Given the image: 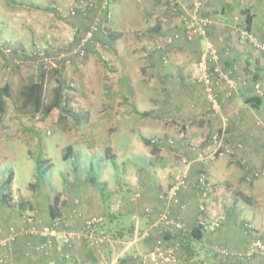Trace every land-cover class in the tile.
Wrapping results in <instances>:
<instances>
[{
	"label": "crops",
	"instance_id": "0c3cea01",
	"mask_svg": "<svg viewBox=\"0 0 264 264\" xmlns=\"http://www.w3.org/2000/svg\"><path fill=\"white\" fill-rule=\"evenodd\" d=\"M94 1L95 6L89 11H77L78 16L70 20L69 32L84 33L93 18L106 15L99 6L101 0ZM203 1V14L213 20L209 39L218 56L210 62V72L219 82L221 111L212 110L201 81L204 71L200 61L205 39L189 40L181 23V14L188 10V2L184 0L175 10L173 2L170 7L164 0H144V45L140 43L141 50L144 49L139 55L124 48L133 39L129 38L133 36L129 23L137 24L139 19L126 18L127 26L121 29L109 19L107 34L96 31L87 46L92 57L97 56L92 47L95 44L117 46L116 54L108 52L104 57L117 64L116 72L124 83L133 73H141L144 66V94L158 95L156 102L144 105L141 123L144 139L133 132L134 121L126 113L130 106L116 101L111 107L114 130L110 133L115 137L109 140L113 151L109 157L104 153L114 182L103 177L108 165L100 164L97 172L84 155L87 158L98 156L87 153L89 149L82 147L76 150L77 158L82 161L76 177L66 178L69 174L64 172L67 181L63 186L51 178V183L29 193L28 198L36 217L31 227L36 230L53 226L58 230L82 231L85 219L92 214L105 215L107 223L96 225L91 236L82 234L73 244L66 245L63 253L69 255L67 258L55 245L47 252L40 251L36 247L46 237L29 231L30 225L20 212L24 208L11 214L3 209L2 181L0 234L8 235L11 225H4L14 214L16 228L25 232L19 231L17 238L5 247V263L0 261V264H49L50 260L56 264H155L143 255L164 236L156 222L165 210L186 225L185 231H176L165 241L185 264H264V253L238 260L218 251L227 248L233 254L243 252L253 240L264 238V96L260 97L254 90L256 82L264 88V54L243 39L236 29L237 23L243 25L251 16L252 29L264 38V0ZM20 2L32 6L36 0H0V14H7L9 9L11 12V6ZM53 3L47 0L44 8L51 10ZM172 14H178L177 21L172 22ZM170 37L173 42H168ZM102 66L98 67L100 73L106 70ZM214 67H218L217 72ZM219 74L236 80L231 94ZM122 89L124 93L129 90L127 86L120 87L119 91ZM161 94L165 105L159 99ZM169 103L175 104L176 108H171L174 113L166 110ZM167 116L186 126L187 134H180L175 124L167 121ZM118 135H123L120 138L125 140H120ZM184 172L186 178L179 191L180 202L173 203L167 191ZM11 174L15 196L18 174L14 170ZM7 199H10L8 194ZM55 200L62 220L51 214L50 205L56 203ZM204 220L206 226L196 234L190 232ZM215 220L222 221L220 227H211L210 223ZM106 232L110 239L97 241Z\"/></svg>",
	"mask_w": 264,
	"mask_h": 264
},
{
	"label": "rangeland",
	"instance_id": "374dc122",
	"mask_svg": "<svg viewBox=\"0 0 264 264\" xmlns=\"http://www.w3.org/2000/svg\"><path fill=\"white\" fill-rule=\"evenodd\" d=\"M87 1L92 4L89 8L92 9L95 1ZM53 2L54 6L51 10L44 8L47 0H36L32 6L20 2L16 6H11V12L9 9L7 14H0L3 18V20L0 18V41L2 43L0 46V88L8 83L11 93L9 97H5L6 111L0 115V172L3 173L0 184L6 181L13 170L18 174L16 180L18 189L15 196L12 188L13 181L11 180L9 184L4 183V194L6 193V196L8 194L10 199L4 201L2 207L10 214L12 211L17 212L24 208L23 219L34 218L32 216L33 207L29 204V193H35L41 187L37 184L31 185L34 181L36 182V158L51 160L52 168L46 179L52 181L51 178H53L63 186L67 181L66 178L76 177L79 172L77 169L82 161L77 158L76 150L82 147L88 148L87 153H96L98 157L87 158L84 155L85 159L94 164L97 172L100 164L108 165L103 177L114 182V178L108 172L110 171L108 157L110 151H113V149L110 150L109 140L113 141L115 137L114 134L110 135L114 130L111 126L114 113L111 107H114L116 101L127 103L130 106L127 107L126 113L132 117L133 132L138 133L140 139V136L144 137V127L141 126L144 121V105H149L150 101L156 102L158 96L156 93L144 94V66H142L144 62L140 65L142 66L141 73H133L127 83L122 81V76L116 72L117 64L110 58L104 57L108 52L116 54L117 46L108 47L107 44L96 46L94 43L95 47H92L93 51H97V56L92 57L90 47L87 45L94 38L93 35L87 45H84V55L73 53L91 25L95 24L97 28L95 31L99 30L107 34L106 30H108L110 20L121 29L122 26H127L125 19H133V17L138 18L139 22L129 23L133 27V36L129 38L133 39L128 41L124 48L131 51L133 55L142 53L144 48L141 50L140 43L144 45V0H101L99 6L107 18L106 15H102L103 20L100 19L102 17L93 18L89 26H86V31L79 35L75 31L67 30L71 26L70 20L78 16L79 8L75 14H71V8H74L73 5H76L77 1L53 0ZM164 3L170 7L173 6L171 0H164ZM186 6L189 7V4ZM81 12L84 15V12ZM172 15H174L172 22L177 21L178 14ZM5 47H10L11 51H5ZM43 55L50 57L51 60L44 62ZM62 55L63 59L59 58ZM102 65L106 69L104 73H100L98 69ZM42 70H46L49 99L53 96L57 84L65 83L66 109L64 111L60 108L54 109L49 115H44L42 112L18 111L19 89L24 83L39 77ZM125 86L129 88L127 93H124L123 89L119 91L120 87ZM160 98L161 104L165 105L162 94ZM171 108H176L174 103L166 106L170 114L174 113ZM169 117L167 121L174 123L176 125L174 128L178 129L180 134L186 135L187 127ZM121 136L123 135H118V138L125 140L124 137L120 138ZM70 145L73 147V152L68 151L67 147ZM67 153L68 159L65 158ZM104 153L108 155L107 158ZM102 156H104L103 160ZM64 172L69 174L66 178L63 175ZM182 175H186L185 172L178 176ZM14 215L4 227L10 225L16 227V215Z\"/></svg>",
	"mask_w": 264,
	"mask_h": 264
},
{
	"label": "built area",
	"instance_id": "2783aa9c",
	"mask_svg": "<svg viewBox=\"0 0 264 264\" xmlns=\"http://www.w3.org/2000/svg\"><path fill=\"white\" fill-rule=\"evenodd\" d=\"M77 1L76 5H73L74 8H71V14H75L76 10L81 9L83 11H87L92 4L87 0H73ZM175 6L173 9H178V4H181L184 0H171ZM188 2L189 7L186 13L181 14L182 26L186 31V36L189 40H192L196 37H202L205 39V48L203 49L200 67L204 71L202 76V82L205 87V92L207 98L211 103V108L214 112L221 111V102L219 100V96L217 93V86H219V82L214 80L213 73L210 72V62H214L217 59V51L215 49L214 43L209 39V29L213 23V20L209 16H204L202 13V9L204 6L203 0H185ZM236 29L240 36L250 42L256 49L261 51L264 54V38L260 37L252 28H248L245 25H240L237 23ZM97 30L95 24L91 25L88 29L85 37L82 39L80 45L74 49L73 53L84 55L86 45L89 40L93 37L94 32ZM178 34L176 35V37ZM168 42H173V37L168 39ZM0 46L2 43L0 41ZM6 46V45H5ZM5 51L10 52V47H5ZM62 56L59 58L63 59ZM43 61L48 62L50 57L43 55ZM60 59V60H61ZM19 62V60L17 59ZM214 71H218V67L213 68ZM220 78L225 79L226 84L229 88L228 94H231V91L236 87L237 82L235 79L225 75L219 74ZM254 90L257 95H264V88L261 83L256 82L254 85ZM186 175L176 177L175 181L170 185L167 196L173 203H179V190L182 184L185 182ZM205 209V206H202V210ZM106 216L102 214H92L85 219L84 228L82 231L75 230H58L56 227H44L40 230H36L32 224L35 222L34 218L26 217V223L30 225L29 231L37 232L42 236H45L46 239L42 241L36 248L40 251H49V249L55 245L58 251L62 252V254L67 258L69 255L67 253H63V248L66 245L73 244L82 234H91L94 231L96 225H101L106 221ZM58 220H62V216L58 218ZM156 225L160 227L161 231L169 232L175 230H181L186 227L185 223L176 216L170 214L169 210H165L161 212L159 219L156 222ZM221 226L220 220H215L212 222L211 227L217 228ZM22 230V231H21ZM17 229L14 226H11L9 229V233L6 236H0V261L5 263L4 249L7 245L13 242L19 231L25 232L24 229ZM110 239V235L108 233H103L97 239L99 242H106ZM218 251L226 256H235L238 260L247 259L254 257L257 254L264 253V238H256L251 242L247 250L239 253H231L227 248H219ZM143 258H150L154 261L155 264H185L176 251L172 247L165 246V243L162 238H158L149 252L143 255ZM49 264H56L54 260H50Z\"/></svg>",
	"mask_w": 264,
	"mask_h": 264
},
{
	"label": "trees",
	"instance_id": "16d2710c",
	"mask_svg": "<svg viewBox=\"0 0 264 264\" xmlns=\"http://www.w3.org/2000/svg\"><path fill=\"white\" fill-rule=\"evenodd\" d=\"M247 22H245L243 25H245L248 28L251 27V16H248ZM91 27V26H90ZM87 45V44H86ZM65 83H58L57 86L54 89L53 96L51 99L48 98L47 96V81H46V70H42L39 77L34 78L29 80L28 82L24 83L21 88L19 89L18 92V98H17V109L18 111L20 110L21 112H26V113H39L42 112L44 115H49L54 109H61L65 110L66 105H65ZM10 84L6 83L3 87L0 88V115L6 111L5 108V97L10 96ZM257 97V96H256ZM261 97V96H260ZM253 99V97H252ZM260 101L261 99H257ZM144 139V138H143ZM68 151H72L73 147L72 145L68 146ZM73 152V151H72ZM65 158L68 159V153L65 155ZM52 168V163L51 160L49 161L48 159H42V158H36V168L35 171L37 172L36 176V182L31 183L32 185H39V186H44L46 185V181H50V179H46V177L49 175V171ZM93 178V181L96 180V177H91V180ZM13 180L12 174L6 179L4 183L9 184V182ZM51 183V181L49 182ZM183 185V184H182ZM181 185V186H182ZM181 188V187H180ZM180 191V190H179ZM179 195V193H178ZM4 200L7 201V196L6 193L4 194ZM56 203L50 205V211L53 216H58V218L61 217V212H58V201L55 200ZM23 209L20 210L21 215L25 212L22 211ZM35 218V214L32 213ZM107 220V219H106ZM222 224V221H220ZM107 223L106 221L101 224V226H104V224ZM207 221L204 220L202 223H198V227L192 229L190 232L196 234L197 231L201 230V227L206 226ZM212 222L210 223V225ZM53 227V226H51ZM186 228V227H185ZM184 229L181 230H175V231H169V232H164V236L162 237L164 243L167 239V236L172 237L174 232L176 231H185ZM10 229V228H9ZM107 233V232H106ZM165 246L168 247V245L165 244ZM171 247V246H169Z\"/></svg>",
	"mask_w": 264,
	"mask_h": 264
}]
</instances>
